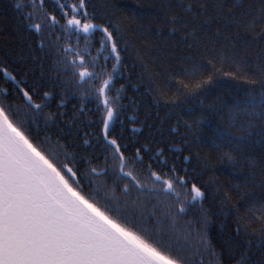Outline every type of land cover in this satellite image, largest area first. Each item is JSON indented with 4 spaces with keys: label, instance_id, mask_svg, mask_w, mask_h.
<instances>
[{
    "label": "snow or ice",
    "instance_id": "snow-or-ice-1",
    "mask_svg": "<svg viewBox=\"0 0 264 264\" xmlns=\"http://www.w3.org/2000/svg\"><path fill=\"white\" fill-rule=\"evenodd\" d=\"M50 2L0 0V15L14 13L32 38L27 56L0 55V264H264V0H161L125 13L147 16L157 36L196 39V22L208 36L163 83L150 78L182 146L127 127L139 102L124 99L140 86L119 8ZM221 77L238 83L213 103L178 102L208 96ZM70 96L81 101L71 117ZM97 114L89 127L99 130L77 142L83 116Z\"/></svg>",
    "mask_w": 264,
    "mask_h": 264
},
{
    "label": "trees",
    "instance_id": "trees-1",
    "mask_svg": "<svg viewBox=\"0 0 264 264\" xmlns=\"http://www.w3.org/2000/svg\"><path fill=\"white\" fill-rule=\"evenodd\" d=\"M45 2L46 6L50 9L52 7L50 0H45ZM63 2L70 4L73 0H63ZM105 2L108 3L109 7L116 5L119 8L117 16L128 28L126 39L130 41V45L128 48L126 63L133 77V83L140 86L138 93L130 88L128 95L124 99V103H129L128 97H132L139 102L135 110L129 108L124 114L125 117L134 114L138 116V122L134 125L128 123L127 127L131 128L135 126L142 128V132L138 134L141 141L152 137L159 140L163 137L165 141H171L174 146H182L181 137L185 135L183 128H181L179 134L170 131L175 125V117L173 116L171 120L168 118V112L171 105L169 104L165 106L163 102H161V104L157 106L154 103L152 96L147 93L153 86L150 83V78L157 84L163 83L167 78V73L173 67H176L182 58L189 54L187 45L197 42H200L202 45L207 44L208 36L205 35V30L201 28L199 22H196L195 24L190 23L187 29L188 32H195L196 39H193L191 36H189L187 40L182 39V36L185 35L184 32H179L170 36L167 30L164 31L163 35L157 36L154 28L149 29L148 25L150 21L147 16L138 18L133 22L130 15H126L125 13L128 10L139 11L137 4L145 6L151 4L156 6L161 3V0H94L98 10H102ZM5 5H7V0H5ZM18 25L19 21L15 18L14 13L5 11L0 15V55L9 54L10 58L14 60L17 55L27 56L28 47L32 39L24 27L21 25L18 28ZM221 46L220 42L216 44L217 48ZM224 71H235V66L226 64ZM36 75H39V70H37ZM237 83L238 81L230 80L228 77H221L218 80L217 86L211 90V93L208 96H204L203 94L199 97L182 95L179 97L178 102H181L182 105L194 107L198 106L201 98H204L207 103H213L216 96L223 95L227 89L234 87ZM117 87H119V85H117ZM170 97L171 93H169L168 98ZM58 103L59 98L57 97L51 102L49 110L56 111V105ZM84 105L85 112H88L89 109L94 110L95 108V105L87 99L84 101ZM80 108V97L70 96L64 111L69 117H71L74 112L79 114ZM96 120H98V114L83 116L81 124L83 130L80 131L76 137L77 142H79V138L84 135V132L99 130L98 124L89 127V121ZM204 132L208 133L207 127H205ZM202 155H207V149L202 150ZM212 163L216 165L217 168L221 167L215 159H213ZM188 167L190 170L194 168L196 172L201 171L197 166V161L195 159L192 160ZM217 175L221 182L226 180V176L220 174V172H218ZM200 179L203 181L211 179V173L202 175ZM205 206L207 207L208 205L206 204ZM212 211L215 216L218 217L215 219V224L212 229L213 234L215 235L223 217L219 216L216 207H213Z\"/></svg>",
    "mask_w": 264,
    "mask_h": 264
}]
</instances>
